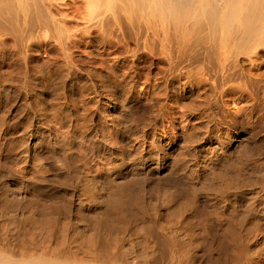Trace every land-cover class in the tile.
<instances>
[{
	"label": "bare ground",
	"instance_id": "1",
	"mask_svg": "<svg viewBox=\"0 0 264 264\" xmlns=\"http://www.w3.org/2000/svg\"><path fill=\"white\" fill-rule=\"evenodd\" d=\"M0 264H264V0H0Z\"/></svg>",
	"mask_w": 264,
	"mask_h": 264
},
{
	"label": "rangeland",
	"instance_id": "2",
	"mask_svg": "<svg viewBox=\"0 0 264 264\" xmlns=\"http://www.w3.org/2000/svg\"><path fill=\"white\" fill-rule=\"evenodd\" d=\"M92 109H95L93 106H92ZM138 139V141L141 139V138H137Z\"/></svg>",
	"mask_w": 264,
	"mask_h": 264
}]
</instances>
